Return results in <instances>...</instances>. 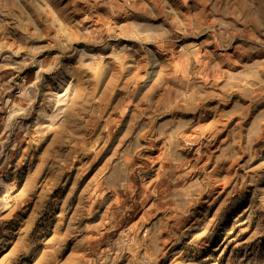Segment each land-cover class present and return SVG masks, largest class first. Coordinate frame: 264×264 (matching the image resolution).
Instances as JSON below:
<instances>
[{
    "label": "rangeland",
    "instance_id": "rangeland-1",
    "mask_svg": "<svg viewBox=\"0 0 264 264\" xmlns=\"http://www.w3.org/2000/svg\"><path fill=\"white\" fill-rule=\"evenodd\" d=\"M0 264H264V0H0Z\"/></svg>",
    "mask_w": 264,
    "mask_h": 264
}]
</instances>
